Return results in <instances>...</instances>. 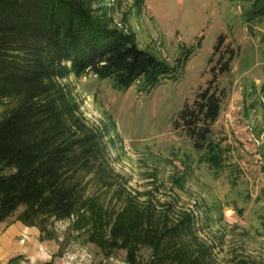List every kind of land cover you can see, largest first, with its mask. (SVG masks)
<instances>
[{
  "label": "trees",
  "instance_id": "1",
  "mask_svg": "<svg viewBox=\"0 0 264 264\" xmlns=\"http://www.w3.org/2000/svg\"><path fill=\"white\" fill-rule=\"evenodd\" d=\"M115 8L107 0H0V106H10L0 118V224L23 208L17 221L27 227L45 232L73 221L108 256L139 243L151 250L147 264H213L214 246L200 238L211 218L161 204L152 191L131 192L113 167L111 151L123 148L116 123L90 125L69 82L91 73L117 91L138 83L150 92L176 78L179 64L141 49L115 25ZM253 13H264V0L254 1L249 20ZM229 66L213 67L206 88L174 121L204 152L200 162L218 172L228 149L212 139V127L225 98L218 76ZM128 262L136 264L133 253Z\"/></svg>",
  "mask_w": 264,
  "mask_h": 264
},
{
  "label": "rangeland",
  "instance_id": "2",
  "mask_svg": "<svg viewBox=\"0 0 264 264\" xmlns=\"http://www.w3.org/2000/svg\"><path fill=\"white\" fill-rule=\"evenodd\" d=\"M254 1L107 0L116 7L115 25L133 33L141 49L172 67L179 64L176 78L150 92H141L138 83L117 91L110 79L91 73L69 80L90 125L116 123L124 155L111 151L113 167L129 181L131 192L152 191L161 204L174 203L177 211L198 209L211 218L200 238L214 246L213 264H264V13L249 20ZM221 36L224 42L214 56ZM228 60L229 71L217 80L225 98L212 127V139L228 149L227 167L218 172L200 162L204 152L175 130L174 121L206 88L211 69L219 71ZM9 109L0 106V118ZM181 179L182 186L176 182ZM22 211L6 223L19 222ZM72 223L39 230L42 241L59 246L63 260L55 264H130L129 253L136 264L151 258V250L139 243L108 256Z\"/></svg>",
  "mask_w": 264,
  "mask_h": 264
},
{
  "label": "crops",
  "instance_id": "3",
  "mask_svg": "<svg viewBox=\"0 0 264 264\" xmlns=\"http://www.w3.org/2000/svg\"><path fill=\"white\" fill-rule=\"evenodd\" d=\"M22 241L20 240V238ZM24 242V243H22ZM55 240L42 241L40 231L21 222L0 224V264H55L63 260Z\"/></svg>",
  "mask_w": 264,
  "mask_h": 264
},
{
  "label": "built area",
  "instance_id": "4",
  "mask_svg": "<svg viewBox=\"0 0 264 264\" xmlns=\"http://www.w3.org/2000/svg\"><path fill=\"white\" fill-rule=\"evenodd\" d=\"M78 264H81V263H78Z\"/></svg>",
  "mask_w": 264,
  "mask_h": 264
}]
</instances>
